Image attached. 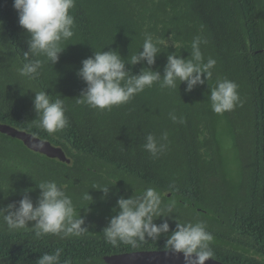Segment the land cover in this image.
Returning a JSON list of instances; mask_svg holds the SVG:
<instances>
[{
	"label": "trees",
	"instance_id": "16d2710c",
	"mask_svg": "<svg viewBox=\"0 0 264 264\" xmlns=\"http://www.w3.org/2000/svg\"><path fill=\"white\" fill-rule=\"evenodd\" d=\"M70 14L74 35L62 42L68 45L58 61L51 65L45 57L30 54L29 60L45 62L39 75L28 79L17 71L27 62L28 34L18 24L12 0H0V120L61 144L73 158L68 166L0 133V206L15 201L24 189L39 191L36 184L41 181H55L65 192L86 186L91 190L93 177L100 175L112 184L118 179L112 186L125 195L133 187L126 188L123 177L133 176L136 193L152 187L164 202L175 201L180 210L194 213L181 217L174 212L179 222L206 223L214 236L213 258L264 264V0H75ZM146 34L159 42L161 52L151 67L161 74L167 53L190 59L192 40L201 36L207 41L200 46L204 62L216 61L212 77L190 92L185 82L175 89H161L157 83L111 110L75 103L85 87L77 76L83 59L113 49L127 61L142 47ZM146 66L125 65L133 74ZM225 78L238 85L241 103L216 114L208 97L217 79ZM42 90L52 100L59 96L65 102L69 126L56 134L38 129L32 121L38 120L33 91ZM170 112L183 123L173 122ZM163 132L167 141L160 140ZM148 134L166 144L156 157L143 147ZM232 157L238 159L234 167L228 163ZM102 165L107 166L104 175ZM111 167L122 174L120 179L111 180ZM114 188L87 206H109ZM167 191L170 196L164 195ZM81 208L77 205V212ZM102 218L85 220L86 234L64 239L36 238L31 229L0 227V264H37L42 254L57 248L63 250L60 264L66 259L72 264H107L104 255L163 249L176 223L168 219L169 233L148 238L138 248L122 243L113 247L102 233L110 217Z\"/></svg>",
	"mask_w": 264,
	"mask_h": 264
},
{
	"label": "clouds",
	"instance_id": "9594fccd",
	"mask_svg": "<svg viewBox=\"0 0 264 264\" xmlns=\"http://www.w3.org/2000/svg\"><path fill=\"white\" fill-rule=\"evenodd\" d=\"M12 6L17 11L18 24L28 34V48L24 51L27 62L17 71L20 76L33 79L39 75L45 61L29 60V55L43 56L47 62L54 65L59 59V54L68 45H62V42L73 37L75 20L70 14V9L75 7V0H12ZM158 43L153 41L150 34H146L142 47L127 61L122 59L117 50L94 51L92 56L81 61V67L77 70V76L84 81L85 87L79 96L75 97V103L100 111L111 110L113 106L127 104L135 95L157 83L161 89H175L181 82H185V91L190 92L195 86L204 84L212 77L216 61L209 58L204 62L200 46L207 41L201 36L192 40L190 59L183 58L176 52L167 53L163 74L151 67L161 52ZM137 63L147 66L135 74L132 73L131 67H125L126 64L132 66ZM237 89L238 85L234 81L217 79L208 97L212 111L223 114L240 104ZM33 92L35 94L32 103L38 120L32 121L38 129L51 135L69 126L62 98L58 96L52 100L47 91ZM169 118L173 122L183 123V118L178 117L175 112H170ZM167 139V132H163L160 140ZM143 147L156 157L165 150L166 144L158 143L153 134H148ZM114 184L95 185L93 188L99 189L103 198H106L109 185ZM36 187L39 189V195L35 205L28 195L32 189L28 188L23 190L24 194L18 201L0 206V227L6 226L9 231L31 229L36 238L55 235L64 239L81 237L88 232V227L82 226L85 218L77 212L72 197L55 181H41ZM82 199L87 200L88 205L93 198L87 191ZM175 204V201L165 203L162 194L152 187L137 194L133 193L127 198L120 196L113 207L116 214L110 217L102 229L103 236L113 247L122 243L131 248H138L148 238L157 240L160 234L169 233L168 218H174L171 214L174 213ZM157 219L161 221L159 224L154 222ZM175 221V228L171 229V234L164 243V252L182 253L184 264H205V261L213 256L210 244L214 240L212 233L207 231L206 223ZM29 222H33L31 227ZM62 251L57 248L53 253L42 254L37 259V264H60ZM64 264L72 262L66 259Z\"/></svg>",
	"mask_w": 264,
	"mask_h": 264
},
{
	"label": "water",
	"instance_id": "95a60500",
	"mask_svg": "<svg viewBox=\"0 0 264 264\" xmlns=\"http://www.w3.org/2000/svg\"><path fill=\"white\" fill-rule=\"evenodd\" d=\"M0 133L22 142L33 153L55 159L68 166L73 164V158L68 155L61 144L53 143L49 138L41 137L34 132L19 128L15 125L0 120ZM63 141V140H62ZM170 196L171 192H164ZM107 264H184L183 254L165 253L163 249L133 250L104 255ZM205 264H229L213 257Z\"/></svg>",
	"mask_w": 264,
	"mask_h": 264
},
{
	"label": "rangeland",
	"instance_id": "374dc122",
	"mask_svg": "<svg viewBox=\"0 0 264 264\" xmlns=\"http://www.w3.org/2000/svg\"><path fill=\"white\" fill-rule=\"evenodd\" d=\"M231 157V156H230ZM234 162H238V159H236L235 157H232V158H228V163L231 167H234ZM107 168L106 165H102L100 167V172L103 170H105ZM110 174H111V177H112V181L115 179V178H120V176H122V174L120 172H116L112 167L110 168L109 170ZM126 179V181L124 182L123 181V184L124 186L127 188V187H130L132 188V190H130V192H126L125 195L122 194V192H119L117 190V188H114V186L112 185H109V188H114L113 189V192H114V196L110 197L109 198V201H110V205H106V204H101L100 206L98 207H92L90 208L89 206H85L87 205L88 201L87 200H84L82 199L83 195L88 191L89 195L92 196V201H95V200H98L99 197L101 196V191L99 189H96V188H93L91 190H87L88 188L90 187H84V188H78V189H68L67 190V194L69 196L72 197L73 199V202H74V205L77 206V205H82V208L79 212V215L83 216L85 218V220H89L91 222H94L96 219H100L102 220L103 218L102 217H111L113 215H115L116 213L112 211L113 207L116 205V200L120 197V196H124L125 198H127L128 196H131L133 193L134 194H137L136 190L134 189L136 186L134 184H131V181L134 179L133 176H126V177H123ZM88 179L90 180L91 178L88 177ZM110 180V179H109ZM128 180V181H127ZM94 183L93 186L95 185H99V186H102V185H108V184H112L111 182H109L108 180H106L103 176H95L93 177L92 179ZM88 182V181H87ZM134 185V186H133ZM137 185V184H136ZM138 186V185H137ZM23 191V190H22ZM24 194V191L22 192V194H20L18 197L15 198V201H18L19 199H21L22 195ZM28 195L31 197L34 205H35V202H36V199L39 195V191H37L36 189H32ZM103 195V194H102ZM94 196V197H93ZM164 201V200H163ZM166 203V202H165ZM85 204V205H84ZM88 209L86 211V208ZM174 212L176 213H181V217H184V216H190V217H194V213L191 211V210H187V209H184V210H180V208H178L176 205H175V208H174ZM173 214H171V216L173 217ZM168 219H171V218H168ZM160 220V219H159Z\"/></svg>",
	"mask_w": 264,
	"mask_h": 264
},
{
	"label": "flooded vegetation",
	"instance_id": "af4514ba",
	"mask_svg": "<svg viewBox=\"0 0 264 264\" xmlns=\"http://www.w3.org/2000/svg\"><path fill=\"white\" fill-rule=\"evenodd\" d=\"M100 173H101L102 175H104V172L101 171Z\"/></svg>",
	"mask_w": 264,
	"mask_h": 264
}]
</instances>
